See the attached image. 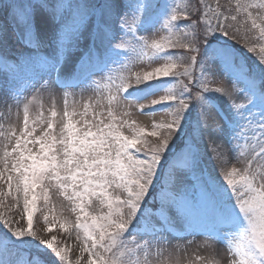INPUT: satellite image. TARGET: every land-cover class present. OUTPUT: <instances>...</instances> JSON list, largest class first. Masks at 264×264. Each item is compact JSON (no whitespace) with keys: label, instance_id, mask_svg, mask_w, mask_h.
<instances>
[{"label":"snow or ice","instance_id":"1","mask_svg":"<svg viewBox=\"0 0 264 264\" xmlns=\"http://www.w3.org/2000/svg\"><path fill=\"white\" fill-rule=\"evenodd\" d=\"M199 4L192 12L177 0H0V70L12 77L7 95L23 106V127L0 133V206L22 200L27 221L0 212V264H71L55 235L33 230L38 200L47 208L53 189L74 205L84 264H154L153 253L159 264H181L171 253L160 259L177 223L189 235L223 239L225 264H264V55L253 70L218 39L241 43L243 28L264 40V0ZM158 30L159 39L146 35ZM146 58L164 63L133 74ZM107 62L122 71L102 76L106 87L92 82L106 104L78 110L65 91L62 111L53 104L50 118L30 123L37 93L72 87L69 76L87 83ZM135 109L170 119L145 131L125 119ZM206 133L228 135L244 166L229 167L214 139L202 150ZM209 150L220 179L202 167Z\"/></svg>","mask_w":264,"mask_h":264},{"label":"rangeland","instance_id":"2","mask_svg":"<svg viewBox=\"0 0 264 264\" xmlns=\"http://www.w3.org/2000/svg\"><path fill=\"white\" fill-rule=\"evenodd\" d=\"M171 2V0H169ZM182 9H187L188 11L194 12L197 7H202L199 4V0H177ZM204 3L216 6L217 0H204ZM219 3L224 7H227L229 3H235V0H219ZM4 22L3 14L0 13V23ZM181 23H188L187 21H181ZM164 33L162 31H155L152 33H146L151 39H159ZM238 35L241 38V43H236L235 40L228 39L223 36H219L218 39L222 43L231 45L235 50L236 55L239 57L242 63H247V65L253 70L257 69L258 58L264 55V52L260 51L261 47H264V40L259 39L258 30L255 35L251 33L245 34V30L241 28ZM245 44L251 47H255V52H249L245 47ZM18 49H13V52H17ZM150 55V54H149ZM121 60H124L121 57ZM126 62V61H125ZM163 61L150 63L147 58L143 61H138L131 66V72L143 73L146 71H152L156 67L161 66ZM97 74L92 76L91 80L87 83H83L80 80H76L69 76L67 82L72 85L67 89L63 87H57L54 89L53 93H49L47 90H42L36 94V101L30 106L29 115L30 123L31 119L39 118L43 115L45 117H51L52 105L55 104L56 110L59 113L63 109L65 103L64 92L69 93L67 97V102L69 105H75L78 110H83L82 105L91 103L96 104L97 100L101 103L106 104L107 92L101 97L95 90V86L92 83L97 81L101 83L102 87H106V80L102 79L107 75L111 74L115 78L121 73L122 69L120 64H113L107 62L101 64L98 68L93 69ZM88 69H85V75H87ZM126 74V73H125ZM199 72L197 71V75ZM217 76L219 75V70H216ZM212 79L210 87H215L217 85L216 79ZM11 74L7 71L0 70V133H6L9 129H18L23 127V106L21 105L19 110L15 106V101L11 99L8 95V86L11 85ZM226 86L228 81H224ZM81 86H77V85ZM12 91H20L21 88H11ZM179 90V85H177V91ZM163 93H161L162 95ZM24 95L31 98V93H24ZM147 103V102H146ZM91 111V109H90ZM132 115L130 117H125L130 125L133 127H142L145 131H151L152 125L154 123H159L164 120L170 119V115L166 112H158L156 115L148 116L139 114V110H131ZM19 112V115L17 114ZM119 118V117H118ZM56 119H59L57 116ZM125 135H131L133 132L132 128L125 127L123 130ZM151 139V138H149ZM212 139L216 141L218 145V151H220L225 159L230 161L229 167L235 165L237 167H243V158H238V153L231 151V141L230 137L226 134L217 133ZM212 139L209 138L206 133L203 139L202 150L205 147H209L212 143ZM3 143V136H0V144ZM219 161L215 159V153L211 150L207 152L204 156L202 167L207 176H211L214 179H220ZM0 190L7 191V186L3 181H0ZM43 200H38L37 210L33 214V230L38 233L41 237L50 238L52 235L56 236L57 243L64 248L69 255V260L71 264H75L77 259L81 260V264H84V260L87 257V253H82L81 249L83 247L82 240L77 238L75 233V223L77 213L72 211L74 205L66 200L59 192L55 189L50 192V201L47 208H42ZM91 210L93 213L103 214V212L98 208L96 202L91 205ZM0 212L10 215L27 227L26 217L23 216V201L21 200L19 205L9 203L5 200L4 204L0 206ZM47 217V221H45ZM64 224L65 227L61 228L60 225ZM53 228V232H49V228ZM2 234V231H0ZM168 244L165 246L167 249L164 252L161 260H167L170 253L172 259H178L181 264H211V262H218V264H225L226 259H228V254L226 252V242L221 239L218 241H212L206 239L202 235H189L187 232L183 231L182 223H177L175 228L167 234ZM154 264H159L155 253H153Z\"/></svg>","mask_w":264,"mask_h":264}]
</instances>
